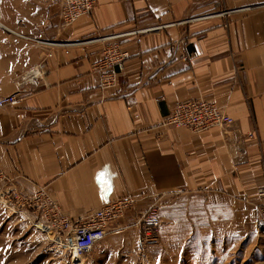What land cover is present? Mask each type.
I'll use <instances>...</instances> for the list:
<instances>
[{
  "label": "crops",
  "instance_id": "1",
  "mask_svg": "<svg viewBox=\"0 0 264 264\" xmlns=\"http://www.w3.org/2000/svg\"><path fill=\"white\" fill-rule=\"evenodd\" d=\"M58 10L57 0H0V98L20 99L0 108V172L11 188L29 197L44 189L75 222L134 199L95 248L101 255L138 251L153 206L197 198L221 217L230 204L255 209L264 0H96L68 28ZM114 44L131 57L117 87L102 90L93 66ZM42 63L49 85L20 86ZM186 101L215 104L234 123L202 133L167 125Z\"/></svg>",
  "mask_w": 264,
  "mask_h": 264
},
{
  "label": "rangeland",
  "instance_id": "2",
  "mask_svg": "<svg viewBox=\"0 0 264 264\" xmlns=\"http://www.w3.org/2000/svg\"><path fill=\"white\" fill-rule=\"evenodd\" d=\"M53 44V43H52ZM0 172V264H71L56 228L42 229L39 211L14 207V188ZM230 204L229 217L211 215L197 198L161 208L159 242L134 254L101 255L97 248L84 264H264V229L256 210ZM252 209V208H251ZM242 212L243 215H238Z\"/></svg>",
  "mask_w": 264,
  "mask_h": 264
},
{
  "label": "built area",
  "instance_id": "3",
  "mask_svg": "<svg viewBox=\"0 0 264 264\" xmlns=\"http://www.w3.org/2000/svg\"><path fill=\"white\" fill-rule=\"evenodd\" d=\"M58 17L61 28H68L84 16L93 14L96 0H57ZM130 53L121 45L114 44L105 48L102 58L94 64L93 71L98 76L100 88L107 90L117 87L121 73L125 70L130 59ZM48 70L42 63L31 68L22 77L20 86H36L46 81ZM20 99L16 94L0 98V108L17 106ZM234 119L219 106L205 101H186L177 104L166 119V124L175 128L189 129L195 133L226 127L232 125ZM251 138L254 134L249 135ZM1 180H6L2 173ZM259 202L254 204L258 215L260 228L264 229V185L256 192ZM17 208L27 207L28 211L36 214L40 212L44 221L38 226L44 229L56 228L60 236L59 242L66 247L71 264H84L85 256L107 237L108 226L123 217L135 204L132 198L120 199L104 205L93 212L84 222H75L65 217L58 209L53 197L44 189L29 197L20 192L13 196ZM163 224L162 215L158 206L151 207L143 216L142 236L140 247L142 249L158 244L160 230Z\"/></svg>",
  "mask_w": 264,
  "mask_h": 264
},
{
  "label": "bare ground",
  "instance_id": "4",
  "mask_svg": "<svg viewBox=\"0 0 264 264\" xmlns=\"http://www.w3.org/2000/svg\"><path fill=\"white\" fill-rule=\"evenodd\" d=\"M42 229H44L43 227H41Z\"/></svg>",
  "mask_w": 264,
  "mask_h": 264
}]
</instances>
